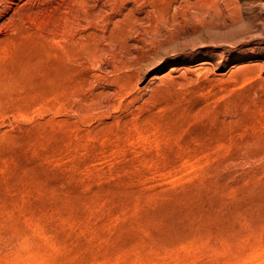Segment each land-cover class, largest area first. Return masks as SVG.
Masks as SVG:
<instances>
[{"label":"rangeland","instance_id":"374dc122","mask_svg":"<svg viewBox=\"0 0 264 264\" xmlns=\"http://www.w3.org/2000/svg\"><path fill=\"white\" fill-rule=\"evenodd\" d=\"M0 264H264V0H0Z\"/></svg>","mask_w":264,"mask_h":264},{"label":"bare ground","instance_id":"6f19581e","mask_svg":"<svg viewBox=\"0 0 264 264\" xmlns=\"http://www.w3.org/2000/svg\"><path fill=\"white\" fill-rule=\"evenodd\" d=\"M188 2H190V1H188ZM204 2H205V1H204ZM193 3H194V2H193ZM210 3H211V2H210ZM206 4H207V3H206ZM178 6H179V5H178ZM196 6H197V5H196ZM180 7H181V6H180ZM186 8H188V7L186 6ZM210 8H211V7H210ZM214 8H215V7H214ZM187 10H188V9H187ZM138 11H139V10H138ZM177 12H178V11H177ZM177 12H176V14H178ZM181 12H183V11H180V13H181ZM192 12H193V11H192ZM196 12H197V11H196ZM132 13H133V12H132ZM167 13H168V12H167ZM180 13H179V15H180ZM185 13H186V12H185V10H184V14H183V15H187V14H185ZM165 15H166V14H165ZM179 15H178V16H179ZM181 15H182V14H181ZM188 15H189V14H188ZM188 15H187V17H189ZM192 15H194V14H192ZM162 16H163V15H162ZM169 16H170V15H169ZM172 16H173V13H172ZM172 16H171V18H172ZM174 16H175V15H174ZM178 16H177V17H178ZM167 17H168V16H167ZM180 17H181V16H180ZM180 17H179V19H180ZM187 17H184V18H185V21H186ZM202 17H203V16H202ZM164 18H165V17H164ZM175 18H176V16H175L173 19L175 20ZM182 18H183V17H182ZM162 19H163V18H162ZM173 19H172V20H173ZM189 19H190V18H189ZM204 19H205V17H204ZM166 21H168V20L166 19ZM169 21H170V20H169ZM174 22H175V21H174ZM179 22H180V21H179ZM168 24L170 25V23H168ZM171 24H172V23H171ZM174 24L177 25V20H176V23H174Z\"/></svg>","mask_w":264,"mask_h":264}]
</instances>
